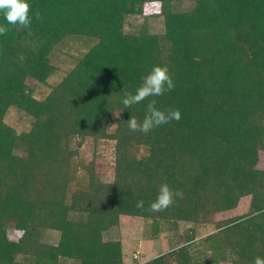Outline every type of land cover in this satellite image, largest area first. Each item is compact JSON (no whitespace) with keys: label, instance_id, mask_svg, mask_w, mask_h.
Here are the masks:
<instances>
[{"label":"trees","instance_id":"trees-1","mask_svg":"<svg viewBox=\"0 0 264 264\" xmlns=\"http://www.w3.org/2000/svg\"><path fill=\"white\" fill-rule=\"evenodd\" d=\"M28 2L30 28L7 25L0 13L9 28L0 35V264H126L122 240L104 236L122 216L150 221L147 237L173 233L175 244L143 264L264 258V0ZM152 15L162 18L161 32L151 30ZM73 37L93 43L37 98L29 79L47 83L58 70L55 51ZM154 66L168 67L174 89L125 109L126 93ZM151 99L179 109L181 119L148 134L130 131L128 120L142 121ZM12 106L31 118L29 129L7 122ZM108 141L111 178L97 167ZM163 183L183 198L150 212ZM241 206L248 213L209 227ZM184 224L191 227L181 231ZM201 228L206 260L192 248Z\"/></svg>","mask_w":264,"mask_h":264},{"label":"rangeland","instance_id":"rangeland-1","mask_svg":"<svg viewBox=\"0 0 264 264\" xmlns=\"http://www.w3.org/2000/svg\"><path fill=\"white\" fill-rule=\"evenodd\" d=\"M159 10L158 4H151L146 6V11L149 14H154ZM143 17H133L130 22H141ZM149 24L151 30L154 32H161L163 30V20L161 17L152 15L149 18ZM68 40H71L70 42ZM68 41V45L64 48L60 46L55 51L54 63L58 66V70L48 79L47 83H40L34 79H29L30 85L34 88V94L39 99H44L50 92L52 85H56L63 78L65 73L70 70L77 60L88 50L93 39L87 37L71 38L65 40ZM75 41V42H74ZM6 120L9 124L16 127L18 130H26L31 127V118L27 117L18 108L12 106L9 108L6 115ZM88 148L91 144H87ZM90 150V149H89ZM87 150L86 156L90 159L92 152ZM98 170L106 178L112 177L113 164H114V142H102L98 147ZM259 166L264 168V151L261 152V158ZM248 206H241L238 209L224 211L218 213L216 222L210 228H217L223 223L233 219L235 217L243 216L248 213ZM189 224L182 225V230L189 229ZM207 227V228H209ZM205 228V229H207ZM150 229V221H146L140 217L122 216L120 225L107 231L104 236L106 239H121L124 248V260L126 264H135L136 260L145 263L156 256L164 253L171 247V243H174L173 233L164 230L160 233L159 237L154 239L146 236V232ZM205 229L199 230V237L193 243V251L199 255L202 260H206L209 257V251L207 247L203 245V238L206 236L207 231ZM12 238H16V233L11 232ZM47 238L50 242H57L58 236L56 234L48 233ZM201 251V253H200ZM135 260V261H134ZM217 264V263H215Z\"/></svg>","mask_w":264,"mask_h":264},{"label":"clouds","instance_id":"clouds-1","mask_svg":"<svg viewBox=\"0 0 264 264\" xmlns=\"http://www.w3.org/2000/svg\"><path fill=\"white\" fill-rule=\"evenodd\" d=\"M0 13H3L7 25L19 26L20 28H30L32 23L31 6L28 0H0ZM35 19L40 20L41 15L37 11ZM9 28L0 25V35H6ZM23 60V55L20 56ZM143 83L136 89L135 94L126 93L122 99L125 109L131 108L133 105L140 104L150 97L163 96L167 92H171L174 87L173 78L167 66H154L151 72L142 78ZM157 101L151 99L146 106V115L142 121H138L136 117L128 120V127L132 132H141L148 134L154 128L167 124L173 120L181 119L179 109L161 110L156 107ZM183 198L181 190L171 188L167 183H163L156 199L149 205L147 209L150 212L158 213L169 209L176 202V198ZM138 208L144 207V202L138 201ZM254 264H264V258L257 256Z\"/></svg>","mask_w":264,"mask_h":264}]
</instances>
